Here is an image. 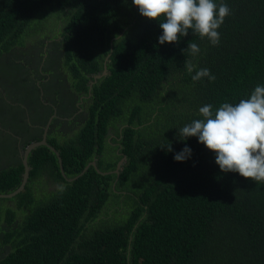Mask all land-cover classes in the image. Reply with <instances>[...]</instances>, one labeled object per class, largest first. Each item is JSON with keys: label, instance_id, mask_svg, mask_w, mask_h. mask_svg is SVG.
Instances as JSON below:
<instances>
[{"label": "trees", "instance_id": "16d2710c", "mask_svg": "<svg viewBox=\"0 0 264 264\" xmlns=\"http://www.w3.org/2000/svg\"><path fill=\"white\" fill-rule=\"evenodd\" d=\"M215 2L230 11L212 45L191 30L158 44V21L131 0H0V58L24 67L10 56L31 37L42 44L59 34V76L74 92L87 94L91 75L108 67L79 128L62 142L48 134L66 174L83 173L45 189L42 171L64 179L58 157L44 145L32 152L25 188L3 199L15 205L0 206V240L11 246L0 264H264V181L221 172L195 137L178 139L200 106L214 111L264 85V0ZM203 68L214 79L192 80ZM184 144L191 157L173 160ZM123 156L119 175L84 170L96 158L98 169L112 171ZM22 171H0V192L16 189Z\"/></svg>", "mask_w": 264, "mask_h": 264}, {"label": "clouds", "instance_id": "9594fccd", "mask_svg": "<svg viewBox=\"0 0 264 264\" xmlns=\"http://www.w3.org/2000/svg\"><path fill=\"white\" fill-rule=\"evenodd\" d=\"M143 17L155 19L162 30L157 43L177 42L189 33L218 43L217 28L229 14L227 4L215 0H131ZM193 53L195 44L188 45ZM186 71L193 72L191 64ZM214 79L207 68L199 69L192 80ZM200 118L193 119L179 129L180 141L195 137L197 143L211 150L214 163L221 172H234L254 182L264 181V85L256 84L247 98L236 103H222L214 111L212 105L198 108ZM167 150L172 151L170 145ZM191 148L184 146L173 152V160L182 162L191 157Z\"/></svg>", "mask_w": 264, "mask_h": 264}, {"label": "flooded vegetation", "instance_id": "af4514ba", "mask_svg": "<svg viewBox=\"0 0 264 264\" xmlns=\"http://www.w3.org/2000/svg\"><path fill=\"white\" fill-rule=\"evenodd\" d=\"M54 36L51 34L45 37L42 44L36 40V37H31L28 40L29 43L26 44L28 48L24 49L23 53L15 54L17 57L21 56L22 59L17 60L15 56H10L24 67L11 64L12 61L6 55L0 58V171L19 164L23 165V150L29 143L42 140L45 134L49 144L48 134L51 132H53L52 136L62 142L66 134L70 135L79 128V123L87 114L86 99L91 96L92 86L97 78L95 74L91 75L88 80L87 94L83 91L74 92L70 87L68 76L65 85L59 76L62 74L59 68L62 62L59 59L61 49H56L53 45V41L58 42L63 38L59 34ZM13 65L17 68L16 71ZM56 90L61 93H56ZM57 122L61 124L65 122V124L59 128L60 132L55 133L53 130H57L55 128ZM116 152L121 154L119 150ZM31 155L32 153L28 157L30 166ZM92 161L96 162V166H93L97 169L96 158H93L88 165H92ZM23 172L24 166L22 175ZM60 172L64 176L63 180L54 179V181L44 171L38 178L46 183L45 189H57L69 181L68 178H72L66 174L65 170L63 174L61 168ZM39 184L36 182L33 185V191H37ZM3 199L11 198H0V206L4 205V208H8L10 205H15L14 200L3 201ZM3 226L1 219L0 227ZM0 239H2L1 234ZM10 247L9 244L0 240V258L8 254Z\"/></svg>", "mask_w": 264, "mask_h": 264}, {"label": "water", "instance_id": "95a60500", "mask_svg": "<svg viewBox=\"0 0 264 264\" xmlns=\"http://www.w3.org/2000/svg\"><path fill=\"white\" fill-rule=\"evenodd\" d=\"M109 56H110L109 54L106 56V57H107V58H106V61H108V59L110 58ZM107 73H108V67H107V65H106V62H104L103 70H102L101 72L95 74V77L98 79V78H101V77L105 76ZM48 125H49V124H48ZM46 130H47V127H46ZM46 130H45V131H46ZM42 145H46V146H48L49 149H51V150L57 155V157H58V161H59V165H60V168H61V171H62V173L64 174V167H63L62 157H61V155H60V152L56 149L55 146H53V145H51V144H49V143L47 142V140H46V134H45V135H44V138H43L42 140L33 141V142L29 143L28 146H27V147L23 150V152H22V153H23V166H24V172H23V175H22V178H23V179L21 180L20 185H19L16 189H14V190H12V191H10V192H8V193H0V198H12V197H14L15 195H17L18 193H20L21 191H23V189L25 188V185H26L27 182H28V178H30V177H29V174H30L31 166H30V164H29L28 157H29V155H30V154H31L36 148H38L39 146H42ZM124 160H125V156H123V157L118 161V163H117V165H116V168H115L114 170H112V171H101V170L98 169V168H97V171H98L99 173H101V174L116 173V174L119 175L120 170H121V168H122V166H123V164H124ZM91 164L94 165V166H96V162H95V161H92ZM88 166H89V165H87V166L85 167L84 170H86V169L88 168ZM84 170H83V171H84ZM82 173H83V172H82ZM82 173H80V174H82ZM80 174L77 175V176H75V177L68 178V180H69V181H72V180L76 179L77 177H79Z\"/></svg>", "mask_w": 264, "mask_h": 264}]
</instances>
